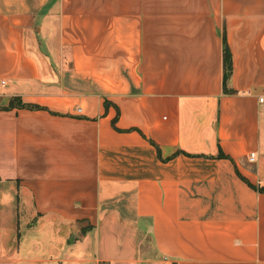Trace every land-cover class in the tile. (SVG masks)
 <instances>
[{
  "label": "crops",
  "instance_id": "crops-1",
  "mask_svg": "<svg viewBox=\"0 0 264 264\" xmlns=\"http://www.w3.org/2000/svg\"><path fill=\"white\" fill-rule=\"evenodd\" d=\"M263 92L264 0H0V264H264Z\"/></svg>",
  "mask_w": 264,
  "mask_h": 264
},
{
  "label": "trees",
  "instance_id": "trees-1",
  "mask_svg": "<svg viewBox=\"0 0 264 264\" xmlns=\"http://www.w3.org/2000/svg\"><path fill=\"white\" fill-rule=\"evenodd\" d=\"M231 70H232L231 55H230L229 49L227 47V44L225 42V39L223 37V89L224 90H226L227 81L231 76ZM13 105H16V106L22 107V108L34 109V110L40 109V107L37 105L23 104L20 101H16V104L12 102L11 104H9L8 107H12ZM259 190H261V189H259Z\"/></svg>",
  "mask_w": 264,
  "mask_h": 264
},
{
  "label": "built area",
  "instance_id": "built-area-1",
  "mask_svg": "<svg viewBox=\"0 0 264 264\" xmlns=\"http://www.w3.org/2000/svg\"><path fill=\"white\" fill-rule=\"evenodd\" d=\"M257 104L259 107L264 110V92L262 94L257 95ZM80 111V110H79ZM256 154L255 153H250L248 160L250 163L255 162Z\"/></svg>",
  "mask_w": 264,
  "mask_h": 264
},
{
  "label": "rangeland",
  "instance_id": "rangeland-1",
  "mask_svg": "<svg viewBox=\"0 0 264 264\" xmlns=\"http://www.w3.org/2000/svg\"><path fill=\"white\" fill-rule=\"evenodd\" d=\"M148 247H149V245H148Z\"/></svg>",
  "mask_w": 264,
  "mask_h": 264
}]
</instances>
